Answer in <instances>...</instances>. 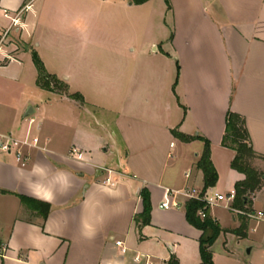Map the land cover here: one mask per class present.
Here are the masks:
<instances>
[{"label":"crops","instance_id":"obj_1","mask_svg":"<svg viewBox=\"0 0 264 264\" xmlns=\"http://www.w3.org/2000/svg\"><path fill=\"white\" fill-rule=\"evenodd\" d=\"M21 10L13 29L28 49L0 75L21 84L24 101L11 122L0 95V134L24 141L30 130L40 143L23 149L25 166L0 152V264H200L202 231L184 205L161 203L168 191L204 189L205 141L218 173L211 189L227 196L246 179L222 145L230 111L245 119L264 174V0H0V32ZM55 41L68 93L83 103L41 89L31 73L32 42ZM30 108L28 117L41 116L37 132L30 121L19 127ZM144 189L151 223L139 227ZM252 195L245 211L264 214V178ZM21 196L50 204L48 217ZM230 205L208 211L222 230L215 264H264V217Z\"/></svg>","mask_w":264,"mask_h":264},{"label":"trees","instance_id":"obj_2","mask_svg":"<svg viewBox=\"0 0 264 264\" xmlns=\"http://www.w3.org/2000/svg\"><path fill=\"white\" fill-rule=\"evenodd\" d=\"M132 1L136 5H141L150 0ZM32 58L38 71L37 85L43 90L56 93L51 85H57L59 79L47 72L38 53L32 52ZM65 87L66 89L64 90L65 92L63 96H67L80 103L84 102V98L81 94H69L66 85ZM173 132L177 138L184 142H191L195 139V137L186 136L178 131ZM222 145L236 152L231 167L246 176L244 181L237 183L235 186V201L233 205L235 208L245 211L250 203L252 194L260 190L263 184L264 174L251 165L252 160L261 159L262 157L258 156L253 150L245 119L232 111L228 113L226 118ZM198 168L204 174L203 191L215 187L218 182V173L211 160V147L209 141H205V149L198 162ZM141 197L143 199L144 211L135 219L139 227L151 223L152 211L150 193L147 189L141 191ZM20 198L24 205L31 206V209L38 212L44 219L48 217L51 209L50 204L29 199L24 196H21ZM246 199L248 201L247 203L245 202ZM203 207L204 204L201 202L195 200L188 201L185 205L186 219L190 225L202 231V236L200 238V254L202 262L200 264H215L212 247L218 240L222 230L220 225L209 216L208 212L205 219L200 218L198 213ZM167 264H179V261L173 256Z\"/></svg>","mask_w":264,"mask_h":264},{"label":"rangeland","instance_id":"obj_3","mask_svg":"<svg viewBox=\"0 0 264 264\" xmlns=\"http://www.w3.org/2000/svg\"><path fill=\"white\" fill-rule=\"evenodd\" d=\"M6 30L0 32V40L4 36V33ZM14 30L15 29L12 28L9 35H7V38L5 39V43H4L5 45L3 49L6 54H0V64L11 61V59L7 58L5 55H10L12 58L14 57L17 58V56H19L21 53H23L25 50L28 49L25 45L22 44V42L20 41L21 39L19 38V36L15 34ZM39 40H41V38H39ZM33 47H35V50H38L37 52L39 54V57L43 61L48 73H50L52 76H56L59 79V83H57V85L54 84L55 85L54 86L52 84L51 86L54 88L57 94L59 95L62 94L61 96H63L65 92L64 90L66 89L65 87L66 83L63 77V74L65 73V70H66V66L63 64V60H62L61 43L58 41H55L54 43L50 45V48H48V45H45L46 48H44L43 45L42 47H36L35 42H32V45L30 48H33ZM31 64H32L31 73L34 72L38 74L35 64L33 62ZM30 69L28 68V70ZM23 93L24 92L22 91V87L20 83H18L17 81L9 80L8 78H5L2 75H0V95H2L3 99L10 106L9 116L11 117V120H10L11 122H13V116L17 108L24 101ZM63 97H66V96H63ZM33 116L39 117L37 121L35 122V124L33 125L34 132H37V128L39 126V123L41 122V116L39 115V113L32 115L30 117H27V118H20L19 127L22 129H26L30 119ZM258 162H259L258 159L252 160L251 162L252 167L255 168V164H257ZM262 188H263V184L260 190ZM224 212L228 213L226 210H224ZM221 249H222V243L219 241L216 244L214 250L215 252L218 253L219 250ZM219 264H223V262L220 260Z\"/></svg>","mask_w":264,"mask_h":264},{"label":"built area","instance_id":"obj_4","mask_svg":"<svg viewBox=\"0 0 264 264\" xmlns=\"http://www.w3.org/2000/svg\"><path fill=\"white\" fill-rule=\"evenodd\" d=\"M29 7L27 6V9ZM24 10H21L16 17L12 19V26L5 31L4 36L0 40V54H6L4 51V43L5 39L7 38V35H9L11 29L18 25V22L20 21L19 17L23 13ZM6 16H8L7 13H5ZM7 58H10L13 60V58L10 55H5ZM35 120H30V125L34 124ZM40 140L36 136H32L30 133V130L28 132V135L24 141H19L16 138H14L12 135L9 134H0V152L4 153H15L16 158L19 162L22 163V166L26 165V158L23 154V149L26 147H39ZM71 156L76 157L78 160H83V153L81 152L80 148L77 146H74L71 148L70 151ZM186 178L189 179L191 177V172L186 173ZM109 181V180H107ZM178 196H182L186 199L185 203H181L177 201L175 198ZM195 200L198 202H201L204 204V207L201 208L198 215L201 219H205L207 217V212L214 206L218 205L219 203H222L224 201L231 202V205L229 206V210L237 215L246 216L248 218L252 219H262L264 217L263 213H256L252 211H244L240 210L238 208H235L233 206V202L235 201V193H232L230 195H223L220 192L215 191L214 189H207L205 191L198 190L195 188H188L183 191H168L164 201L161 203L162 209H169V208H180L181 206L186 205L188 201ZM117 245L120 246L121 242H117ZM136 260L139 261V258Z\"/></svg>","mask_w":264,"mask_h":264},{"label":"water","instance_id":"obj_5","mask_svg":"<svg viewBox=\"0 0 264 264\" xmlns=\"http://www.w3.org/2000/svg\"><path fill=\"white\" fill-rule=\"evenodd\" d=\"M33 113V109H29L28 111H27V113H26V117H28L29 115H31ZM245 202L247 203L248 201H247V199L245 200ZM248 253H250L251 252V249H248V251H247Z\"/></svg>","mask_w":264,"mask_h":264}]
</instances>
